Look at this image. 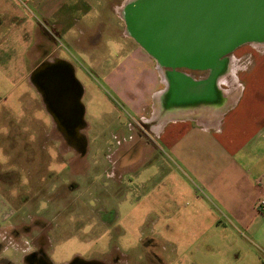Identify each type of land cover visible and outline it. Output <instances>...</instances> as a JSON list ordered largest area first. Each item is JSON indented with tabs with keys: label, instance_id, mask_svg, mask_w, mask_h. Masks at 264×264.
Returning a JSON list of instances; mask_svg holds the SVG:
<instances>
[{
	"label": "rangeland",
	"instance_id": "1",
	"mask_svg": "<svg viewBox=\"0 0 264 264\" xmlns=\"http://www.w3.org/2000/svg\"><path fill=\"white\" fill-rule=\"evenodd\" d=\"M87 6L95 12L83 36L88 51L58 35L51 45L68 60L62 61L65 68L76 71L80 113L71 126L53 114L46 90L29 77L39 66H30L28 52L22 64L0 67V226L14 223L38 233L31 254L13 259L17 264L40 256L53 264H166L167 255L173 258L169 264H194L191 257L180 263L175 256L180 236L192 233L182 224L195 202L182 196L184 181L176 174L181 168L163 142L144 145L146 124L136 112L147 102L155 75L144 74L132 95L107 80L137 42L112 2ZM226 73L225 65L219 76ZM0 264L12 262L0 257Z\"/></svg>",
	"mask_w": 264,
	"mask_h": 264
},
{
	"label": "crops",
	"instance_id": "2",
	"mask_svg": "<svg viewBox=\"0 0 264 264\" xmlns=\"http://www.w3.org/2000/svg\"><path fill=\"white\" fill-rule=\"evenodd\" d=\"M102 1L0 0V67L22 64L25 52L32 68L46 60L68 61L51 49L56 35L88 51L83 36L95 12L87 4ZM107 1L124 21L129 0ZM226 66L228 73L210 90L189 93L176 85L170 98L168 71L135 43L107 76L132 95L144 74L155 75L147 102L136 112L146 124L144 145L163 142L181 168L176 174L184 181L182 196L195 202L182 224L192 233L181 235L176 247L180 263L191 257L194 264H264V208L257 207L264 198V41L235 49ZM28 74L33 80L34 72ZM190 77L204 82L209 73L195 70ZM163 258L166 264L173 259Z\"/></svg>",
	"mask_w": 264,
	"mask_h": 264
},
{
	"label": "water",
	"instance_id": "3",
	"mask_svg": "<svg viewBox=\"0 0 264 264\" xmlns=\"http://www.w3.org/2000/svg\"><path fill=\"white\" fill-rule=\"evenodd\" d=\"M123 19L128 35L168 69L173 95L176 85L189 93L210 90L227 55L246 43L264 41V0H129L123 5ZM182 68L209 71V79L195 82ZM63 72L76 86L78 102L81 95L73 71ZM43 257L33 258L31 264H53Z\"/></svg>",
	"mask_w": 264,
	"mask_h": 264
},
{
	"label": "flooded vegetation",
	"instance_id": "4",
	"mask_svg": "<svg viewBox=\"0 0 264 264\" xmlns=\"http://www.w3.org/2000/svg\"><path fill=\"white\" fill-rule=\"evenodd\" d=\"M64 69H66L64 62L48 61L44 69L34 74L33 80L35 82L36 78L42 88L46 90L49 98V108L53 114L65 125L71 126L77 121L75 117L79 116L80 111L78 109L80 110V107L78 108L76 101H74L76 86L72 82L67 81V77L63 72ZM54 75L58 76V78H53Z\"/></svg>",
	"mask_w": 264,
	"mask_h": 264
},
{
	"label": "clouds",
	"instance_id": "5",
	"mask_svg": "<svg viewBox=\"0 0 264 264\" xmlns=\"http://www.w3.org/2000/svg\"><path fill=\"white\" fill-rule=\"evenodd\" d=\"M25 225L32 224L26 223ZM22 229L14 223L0 226V257L7 258L12 264H17L13 259L17 254L21 261L31 254L35 239L38 236L33 227L29 232H24ZM14 230H19L20 234L18 236L13 235Z\"/></svg>",
	"mask_w": 264,
	"mask_h": 264
},
{
	"label": "built area",
	"instance_id": "6",
	"mask_svg": "<svg viewBox=\"0 0 264 264\" xmlns=\"http://www.w3.org/2000/svg\"><path fill=\"white\" fill-rule=\"evenodd\" d=\"M257 207L258 209L262 210L264 208V198L263 199H260L258 202H257Z\"/></svg>",
	"mask_w": 264,
	"mask_h": 264
}]
</instances>
